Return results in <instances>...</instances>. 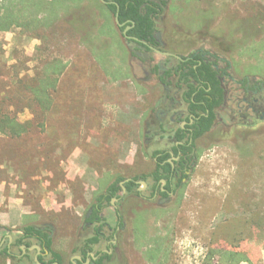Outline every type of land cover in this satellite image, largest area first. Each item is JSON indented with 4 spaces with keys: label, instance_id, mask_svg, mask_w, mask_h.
I'll return each instance as SVG.
<instances>
[{
    "label": "rangeland",
    "instance_id": "374dc122",
    "mask_svg": "<svg viewBox=\"0 0 264 264\" xmlns=\"http://www.w3.org/2000/svg\"><path fill=\"white\" fill-rule=\"evenodd\" d=\"M10 3L17 22L0 31V264H36L35 250L23 257L15 245L4 251L8 235L17 239L30 226L53 240L41 261L67 264L94 235L86 216L111 185L104 232H116L120 212L121 264H202L211 249L264 264V126L203 136L187 182L166 201L150 199V175L174 144L165 132L148 138L165 93L152 58L164 57L143 52L146 71L138 46L101 0L39 16ZM157 27L166 50L210 49L232 61L236 77L264 71L254 50L264 40V0H169ZM55 64L61 71H52ZM45 84L48 109L34 92ZM5 118L25 129L9 132ZM139 175L148 185L129 191L127 179Z\"/></svg>",
    "mask_w": 264,
    "mask_h": 264
},
{
    "label": "flooded vegetation",
    "instance_id": "af4514ba",
    "mask_svg": "<svg viewBox=\"0 0 264 264\" xmlns=\"http://www.w3.org/2000/svg\"><path fill=\"white\" fill-rule=\"evenodd\" d=\"M126 22L127 21L122 22V27H124V35L126 39L139 40V38L135 36L128 35V31L135 25V23L133 22L131 26H126ZM155 37L157 41L156 45L150 44L145 40H141V42L150 46V48L152 49L151 52L159 53L164 57V59L159 61H156V59L153 60L155 64L159 65V73H153L157 75L158 80L164 85L165 93L164 96L156 103V123L150 129L151 135H149L148 138L156 139V137L158 136H163L162 133L165 132L174 144L169 151L165 150V152L169 153L171 157L165 161L158 160L156 162L155 170L150 175L153 181L150 199L159 197L161 201H166L176 192L177 178L176 176L172 178L171 189L167 188V179L162 178L159 185L160 189H156L153 193V187L156 182L152 175L157 169V164L159 162L168 161L171 162L172 168L176 169L177 163L175 161H179L182 155L188 158L189 153L184 154L182 149L179 148L178 154H176L173 147L174 145L185 144L186 140L190 138V144L195 142V146L191 151V156L193 155V160L195 161V167L198 160V142L204 135L211 132L209 131L205 133L204 135L198 137L196 140L191 137V133L189 130L191 129L190 126L200 118V115H204V113L198 109L195 111L193 110V108L191 107V103L188 101L186 92L189 91L190 82H192L199 91L205 87V83L204 81L197 82L188 74V72L193 69L197 70V68L203 64V61H205L212 63L213 68L218 73V78L220 79L224 89V100L221 106L215 109L217 112L216 124L219 121V116L222 119L224 118L226 122L237 120L243 124L253 123V116L264 119V83L257 85L255 89L252 87L254 81L258 79L264 81V79L260 76L252 74H244L242 77H236V69L232 61L210 49L198 48L195 51L189 52L188 54H183L179 51L174 50H166V41L161 31L158 30V27L157 31L155 32ZM136 45L138 47H141L137 43ZM141 49L143 50V48ZM157 50L161 52H158ZM143 52L144 50L141 52L140 50H137L136 54L138 55V57H141V63L147 71L148 69L145 65V56H143ZM163 74L166 79L165 82H162L160 78V75ZM187 78H189V81L186 80ZM211 90L212 86H209L208 91ZM196 94L197 93L195 92L193 95L195 96ZM248 117L250 118L248 119ZM180 129H183V133H186L187 135L186 139L182 141L177 139V134L179 133ZM193 169L189 172L190 175L192 174ZM131 179L133 178L127 179V181H130ZM142 181L145 180H135L139 187L141 184H143ZM185 182H187V180ZM146 185H148V183ZM160 190L167 192L168 197H163ZM138 192L141 193L139 190ZM89 212L86 218L89 216ZM102 212H100L99 215L100 217L104 218ZM118 213L117 226L115 229L116 232H114L112 236L106 235L104 232V228L106 226H109V223L105 221L106 225L103 228L104 236L101 238V240L91 245L92 250H87V239H89V237L85 238L84 243H82V246L80 247L78 253H76L75 258H72L67 264H121L117 231L124 229L125 223L123 226L120 225ZM98 225V223H88L85 219L84 226L92 228L94 231V235L96 232V227ZM8 237L9 253H11L16 239H14L13 236L11 239V235H8ZM27 239L29 238H26V240ZM29 240L32 241L31 245L27 246L25 243L20 245L21 247L25 246V250H23V253L21 255L22 257L26 256L30 251L35 250L34 262L36 264H62V261L53 263L42 262L41 258H44L45 255H49L51 252L48 251L40 241L36 239L35 241H33L32 239ZM103 243L105 244V246L101 247V244ZM36 246H39L40 250ZM85 250H87L86 253Z\"/></svg>",
    "mask_w": 264,
    "mask_h": 264
},
{
    "label": "trees",
    "instance_id": "16d2710c",
    "mask_svg": "<svg viewBox=\"0 0 264 264\" xmlns=\"http://www.w3.org/2000/svg\"><path fill=\"white\" fill-rule=\"evenodd\" d=\"M19 1L21 2V5H23L22 8L25 10L30 9L33 12L32 14L36 13L34 10L36 9L37 16H39L41 12H45L46 14L47 10L52 11L53 8H66L67 6H69V3L78 2L79 4L80 2H83V0H32L35 4H32V6H28L25 4L24 0ZM106 1H108V3H106V6L110 9V11L114 13V15L119 12V18L121 22L127 21L126 26H131L133 22L135 23V25L128 31V35L135 36L139 38V40L130 39L129 41L139 44L141 46L138 47L139 50H142L141 48H143L144 52H151L152 49L150 48V46L141 42V40H145L153 45L157 44L155 37V32L157 31L156 19L164 13L165 6L168 4L169 0ZM11 5L12 4L10 3V0L9 3H0V31L10 30L14 26V23L17 22L15 20ZM152 60L155 59L152 58ZM49 67L53 72L61 71L59 64H55L54 66ZM152 71L159 73V65L155 64L152 67ZM188 74L197 82L204 81L205 83V87L199 91L197 87L192 82H190L189 91L186 92L188 101L191 103V107L193 108V110L195 111L198 109L204 113V115H200V118L193 125H191V129H189L191 137L196 140L198 137L211 131L216 124L217 112L215 109L221 106V104L223 103L224 89L220 79L218 78V73L213 68L212 63L203 61V64L199 66L197 70H190ZM160 78L162 82L166 81L164 74L160 75ZM186 80L189 81V78H187ZM261 83H264V81L258 79L253 82L252 87L255 89L256 86L260 85ZM47 85L45 84L41 90L34 89L37 98L41 100L42 107L45 109L50 108L52 102L51 97L46 92ZM209 86H212L211 91H208ZM195 92L197 94L194 96L193 94ZM3 125L9 127V132L13 133H19L21 132V130L25 129L23 125L17 126L14 120H8V118H5V120L3 121ZM5 126H2L1 130H5ZM183 132L184 130L180 129L179 133L177 134V139L180 141L186 139L187 137L186 133ZM194 146L195 142L190 144V138L186 140L185 144L174 145L173 149L176 154H178L179 148L182 149L184 154L189 153L188 158L182 155L179 161H175L177 163L176 169H173L171 162L168 161L159 162L157 164V169L152 175L156 182L153 187V193L156 189H160L159 185L162 178L167 179V188L169 189H171L172 178L175 176L177 178L176 188H180L185 184V181L190 177L189 172L194 167L195 161L193 160V155L191 156V151L193 150ZM138 179L146 181L147 176L139 175L133 177V179L126 182V188L129 191H133L135 186H137L135 180ZM113 188L114 186L111 185L106 194H99L90 208L89 216L86 218V221L88 223H98L99 225L96 227L95 235L87 239V250H92L91 245L99 242L104 236L103 228L106 223L105 219L100 217L99 213L102 212L106 207L105 198L107 197V195L111 194V190ZM160 192L163 197H168L167 192L162 190H160ZM118 216L120 225L123 226V216L120 213H118ZM26 230L28 231V233L22 234L20 237H18L14 244L15 246L20 248L21 253H23V249L20 245L24 243L27 246L31 245L32 241L29 240L30 238H35L36 240L40 241L48 251L53 252V240L51 234L47 232L45 228L30 226L27 227ZM26 238L29 239L26 240ZM87 250H85V253ZM4 251L6 253H9V247H7ZM244 261L248 262L249 258L242 251L229 249H211L206 255L202 264H246L244 263Z\"/></svg>",
    "mask_w": 264,
    "mask_h": 264
},
{
    "label": "crops",
    "instance_id": "0c3cea01",
    "mask_svg": "<svg viewBox=\"0 0 264 264\" xmlns=\"http://www.w3.org/2000/svg\"><path fill=\"white\" fill-rule=\"evenodd\" d=\"M264 42V40H262V43ZM261 43V44H262ZM261 44H259V49H254L255 50V53H258L260 52V54L258 55L259 57L261 56V66H258L259 68H261L262 66L264 67V49H261ZM257 56V55H256ZM256 67V68H258ZM251 72V73H250ZM245 74H252V75H257V76H260L261 78L264 79V71H247ZM223 114V112H222ZM221 114V115H222ZM253 119H254V122L251 123V124H243V123H240V121H237V120H234V121H230V122H226L224 120V118L222 119L220 116H219V121L218 123L215 125V127L211 130V132L207 133L206 135L204 136H207L209 134H212L214 133L215 131L217 130H221V132L225 133V132H228L229 133H235V134H243V135H246V130L248 129H257V128H260L262 126H264V119H261V118H258V117H255L253 116ZM262 130L258 133V134H254V133H248V135H258L260 136ZM222 139H225L224 137H221Z\"/></svg>",
    "mask_w": 264,
    "mask_h": 264
},
{
    "label": "water",
    "instance_id": "95a60500",
    "mask_svg": "<svg viewBox=\"0 0 264 264\" xmlns=\"http://www.w3.org/2000/svg\"><path fill=\"white\" fill-rule=\"evenodd\" d=\"M101 1H103L104 3H108V1H106V0H101ZM118 7H119V5H118ZM115 20H116V23H117L118 26H120V27L123 26V23L120 21V18H119V12H117L115 14ZM125 33H126V31H125ZM158 52H161V51H158ZM164 182H165V180H164ZM142 183L145 184V185L147 184L146 181H142ZM123 187H124V190H125L126 189L125 186H123ZM11 239H12V236H11ZM36 247L40 250L39 246H36ZM22 249L25 250V246H23Z\"/></svg>",
    "mask_w": 264,
    "mask_h": 264
}]
</instances>
